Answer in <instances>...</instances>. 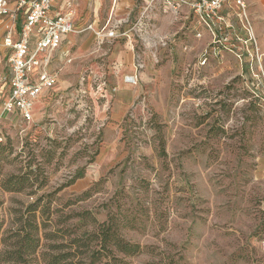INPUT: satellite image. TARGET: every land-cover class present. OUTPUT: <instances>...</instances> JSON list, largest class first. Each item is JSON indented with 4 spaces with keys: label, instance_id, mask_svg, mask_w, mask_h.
Segmentation results:
<instances>
[{
    "label": "rangeland",
    "instance_id": "1",
    "mask_svg": "<svg viewBox=\"0 0 264 264\" xmlns=\"http://www.w3.org/2000/svg\"><path fill=\"white\" fill-rule=\"evenodd\" d=\"M245 1L242 10L229 0L232 27L213 43L186 9L143 15V0L133 10L118 0L112 12L108 0L95 11L88 0L80 13L79 0H71L74 33L91 41L81 50L65 41L52 52L56 83L31 120L4 108L10 73L2 58L3 251L16 249L36 222L43 240L28 255L34 264L54 254L66 264L75 238L88 244L72 264H90L94 248L96 264H264V0ZM109 19L120 21L115 38L87 29ZM246 27L253 44L240 37ZM118 44L135 47L143 64L137 83L124 89L137 62L115 59ZM108 227L106 248L89 241ZM116 239L140 251H119ZM15 256L2 255L1 264Z\"/></svg>",
    "mask_w": 264,
    "mask_h": 264
},
{
    "label": "built area",
    "instance_id": "2",
    "mask_svg": "<svg viewBox=\"0 0 264 264\" xmlns=\"http://www.w3.org/2000/svg\"><path fill=\"white\" fill-rule=\"evenodd\" d=\"M14 6L10 7V3ZM143 15L149 9L157 8L163 13L181 14L184 9L189 19L206 28L212 35L213 43L220 42L217 37L227 28L229 0H143ZM238 8L244 10L245 0H234ZM146 2L148 5L146 6ZM56 0H0V61L8 59L10 86L4 97V108L12 114H19L25 120L34 115L35 103L56 83L51 71L52 52L58 49L65 37L74 30L75 21L69 2L65 9L55 12ZM7 18V20H6ZM93 29L89 24L87 29ZM115 27L104 26L97 31L101 40L117 37ZM245 37L253 44V32L246 27ZM202 35L201 31L197 32ZM3 46V48H2ZM255 52L249 51L253 59ZM243 53L238 56L241 58ZM135 54L136 72L126 76V82L136 84L138 69L143 67Z\"/></svg>",
    "mask_w": 264,
    "mask_h": 264
},
{
    "label": "trees",
    "instance_id": "3",
    "mask_svg": "<svg viewBox=\"0 0 264 264\" xmlns=\"http://www.w3.org/2000/svg\"><path fill=\"white\" fill-rule=\"evenodd\" d=\"M13 180V179H11ZM24 179H20L18 182H15L13 184V186H11L12 191H18L19 189H21V186H17V183H20V185H22ZM33 210H37V204L35 203ZM34 216H36V212H34ZM1 229H2V223L0 222V264H1V259H2V255L4 256L6 255H11V252L13 254L16 253V262H9L8 264H34V262H32V260L29 258L30 256L28 255H33L35 253H37V250L39 249V247L42 244V240H43V236L40 232V226L39 223H34L33 224V228L31 231L29 232H25L24 234H20L19 236H21V238H18L16 245L17 248L14 249L13 251L10 250H4L1 248V242H2V238H1ZM109 227L108 228H104L102 230V238L98 239V235L96 234L97 232H92L91 236L89 237V241H95L96 239L101 243L103 248L107 247V242H109V239L111 240V233L109 232ZM44 236L47 237V233L44 234ZM73 243H76V249L77 251L73 252L72 250L68 251L67 253H65V255H63L64 257V261H66V264H72V259H70L71 256H75L77 253L76 252H80V247L81 246H85L86 244H81L79 243V239L75 238L72 241ZM116 245L120 248L119 251H122L126 254H134L140 251V246L138 244H131L129 242H125V241H121L120 239H116L115 241ZM91 254V263L90 264H96V260H100V258H98L97 256H95V252H96V248H94V250H90ZM17 259L22 260L21 262H17ZM69 259V260H68ZM28 260L31 262L29 263ZM58 255L54 254V255H50L49 258H44V264H58ZM5 261H7V259H5Z\"/></svg>",
    "mask_w": 264,
    "mask_h": 264
},
{
    "label": "crops",
    "instance_id": "4",
    "mask_svg": "<svg viewBox=\"0 0 264 264\" xmlns=\"http://www.w3.org/2000/svg\"><path fill=\"white\" fill-rule=\"evenodd\" d=\"M71 0H56V7H55V12H58V11H62L63 9H65V6H66V3L67 2H70ZM108 0H93V10L95 11H98L101 9V7L107 3ZM114 1V6H112V12L115 11L116 9V6L118 5V0H113ZM255 3H259L261 2L262 0H251ZM87 3H88V0H79V8H80V13L81 12H84L86 11V8H87ZM122 4L123 6H125V9L127 10V8H130V10H133L134 7L137 6L136 4V0H122ZM85 9V10H84ZM261 12V13H260ZM87 13V12H86ZM83 14L84 16H87V14ZM259 13H260V16L264 17V4L261 2L260 3V8H259ZM76 20L75 16H74V21ZM116 22V23H115ZM120 21L116 20V21H111V19L108 20V22L106 23L107 27H114L116 26ZM96 26V28L99 30H101L103 27H100L99 24H97V22H90L88 24H91ZM104 26V25H102ZM108 27V28H109ZM90 35V34H89ZM108 39V38H107ZM65 41H68L69 44H75L77 43L79 45V49H84L85 47H87L89 44H90V41H91V38L90 37H81L76 34V33H69L64 41L62 42V44L65 42ZM61 44V45H62ZM61 47V46H60ZM59 47V48H60ZM72 48V46H71ZM135 47H130L129 44H125V46H122L121 44H118L115 46L114 48V51H113V56L115 59L117 60H123V59H127V56H132V60L134 59L135 57V54L137 53L134 49ZM69 54H71V49L68 50ZM67 54V53H66ZM129 67H132L131 64L127 65V68ZM51 69V68H50ZM131 69V68H130ZM133 69V68H132ZM134 74V73H132ZM130 74V75H132ZM129 85H131L130 83L128 82H122L121 83V87L124 89V88H129ZM39 100V99H38ZM39 103H41V99L38 101L37 103V107L39 106ZM119 106V105H117ZM119 108V107H118ZM37 109V108H36ZM120 110V109H119ZM36 111V110H35ZM36 113V112H35Z\"/></svg>",
    "mask_w": 264,
    "mask_h": 264
},
{
    "label": "bare ground",
    "instance_id": "5",
    "mask_svg": "<svg viewBox=\"0 0 264 264\" xmlns=\"http://www.w3.org/2000/svg\"><path fill=\"white\" fill-rule=\"evenodd\" d=\"M2 31H3V30H0V37H1V33H2ZM74 32H75V30H73V31L70 32V33H74ZM2 42H3V40H2ZM124 81L126 82V77L124 78ZM39 100H40V99H39ZM39 100H37L36 103H35L34 114H35V110H36V108H37V103H38Z\"/></svg>",
    "mask_w": 264,
    "mask_h": 264
}]
</instances>
